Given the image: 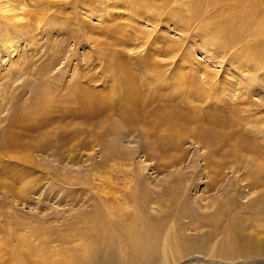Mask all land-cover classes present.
I'll list each match as a JSON object with an SVG mask.
<instances>
[{
  "label": "rangeland",
  "instance_id": "obj_1",
  "mask_svg": "<svg viewBox=\"0 0 264 264\" xmlns=\"http://www.w3.org/2000/svg\"><path fill=\"white\" fill-rule=\"evenodd\" d=\"M261 43L264 0H0V264H107L80 232L139 216L138 264H264Z\"/></svg>",
  "mask_w": 264,
  "mask_h": 264
},
{
  "label": "bare ground",
  "instance_id": "obj_2",
  "mask_svg": "<svg viewBox=\"0 0 264 264\" xmlns=\"http://www.w3.org/2000/svg\"><path fill=\"white\" fill-rule=\"evenodd\" d=\"M20 2L25 3V0H20ZM9 6H11V9L7 10V12L8 11L12 12L17 7V5L16 7L14 6L13 2L10 3ZM246 15L247 13L240 16L244 19ZM244 25H240V26L243 27ZM238 31H242V28L240 30L236 29L237 33ZM248 51L251 57L258 58L260 61H264V56H263L264 52H262L264 51V43L259 44V47L258 45L253 46L249 48ZM139 218L140 216L134 218L133 221L130 220L129 218L128 219L120 218L117 224L113 221L112 223L107 225V227L106 226L102 227V225H99V227L94 226L92 228V231H94L92 234L80 232V234L82 233V236L85 237V241H84L85 261L88 260L90 261V263L99 261L101 263L112 264L121 255L124 256L125 259L124 264H138L139 261L148 263L151 260H155L158 250L160 249L163 233L165 231L166 219H162L156 222L154 220L155 218H153L151 222L147 223L144 220L139 221ZM230 232H231V237L229 236L228 239L229 242L223 249V254L225 258L227 257V258L249 259L260 252L259 250L261 248H258V246L255 244V241L253 239L246 238L244 240H241L233 234L232 230H230ZM204 240H207L206 236ZM173 241L175 244H183L187 246L188 249H190V242L182 238L180 235H176L173 238ZM209 241L211 242L212 239H208L206 241V244H209ZM170 249H172L171 239H170V243H168V248H166V246H164L163 243V248L161 249L163 258L167 256L169 253L172 254V250ZM31 252H33V254H36L35 250ZM178 253L181 254L180 251ZM30 254L33 255L32 253ZM17 256H19V254ZM21 259L22 262L21 263L18 262L17 264L26 263L23 260V255ZM43 260L44 263L50 262V260H47V257H44ZM76 260L79 261L78 259ZM33 263L34 262H31V264ZM64 263L67 264L68 262H66V260H62V262H58V264H64Z\"/></svg>",
  "mask_w": 264,
  "mask_h": 264
}]
</instances>
